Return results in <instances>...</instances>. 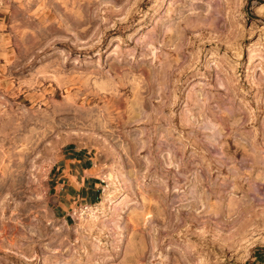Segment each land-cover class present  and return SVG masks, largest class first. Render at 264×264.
Returning <instances> with one entry per match:
<instances>
[{
  "label": "rangeland",
  "instance_id": "1",
  "mask_svg": "<svg viewBox=\"0 0 264 264\" xmlns=\"http://www.w3.org/2000/svg\"><path fill=\"white\" fill-rule=\"evenodd\" d=\"M0 18V206L42 212L12 264H156L186 234L202 264L204 241L230 251L212 264H264V0H0ZM70 145L105 183L66 222L43 207Z\"/></svg>",
  "mask_w": 264,
  "mask_h": 264
},
{
  "label": "crops",
  "instance_id": "2",
  "mask_svg": "<svg viewBox=\"0 0 264 264\" xmlns=\"http://www.w3.org/2000/svg\"><path fill=\"white\" fill-rule=\"evenodd\" d=\"M47 176L49 188L44 190L53 192V196L48 197V201L46 198L43 200L47 201L43 208L44 212L53 218L64 215L68 222L69 210L73 205L79 202L93 205L103 199L105 181L89 150L72 145L59 149L57 157L47 170ZM32 186L33 184L27 181L23 190L28 193ZM27 204H30L29 199L18 201L13 198L3 203L5 211H0V264H12L11 258L14 256L26 255L16 242L23 241V234L28 232L29 220L37 221L42 213L34 207L26 213Z\"/></svg>",
  "mask_w": 264,
  "mask_h": 264
},
{
  "label": "bare ground",
  "instance_id": "3",
  "mask_svg": "<svg viewBox=\"0 0 264 264\" xmlns=\"http://www.w3.org/2000/svg\"><path fill=\"white\" fill-rule=\"evenodd\" d=\"M146 42H145V47L148 51V54L150 55H154V53H152L153 48H148L146 46ZM153 59V58H152ZM151 59V60H152ZM169 157V156H168ZM167 157V159H168ZM170 159V158H169ZM171 161V160H170ZM168 160V162H170ZM165 162V161H164ZM171 164H173L172 162H170ZM169 163V164H170ZM111 172V171H110ZM108 178L110 180H118L121 183L123 182V184H126V182L123 180L122 175L115 173V172H111L108 176ZM191 194L193 195V197L197 200L196 202H198L197 204H202V202L200 201L201 194H198V192H194L193 190H191ZM204 204V203H203ZM202 204V205H203ZM200 206V205H199ZM201 207V206H200ZM202 208V207H201ZM197 209V208H196ZM196 212V211H195ZM180 214V213H179ZM195 215V214H194ZM198 217V216H197ZM89 218L91 220H95L97 219L95 217L94 214H91V216H89ZM88 219V218H87ZM177 220H179V222L181 221V218L179 216H176ZM86 221V220H85ZM87 223V222H86ZM174 223V222H173ZM177 225V223H176ZM155 231V230H154ZM151 237V253H154V250L156 249V247L158 246L156 244V239L154 234L149 235ZM181 237H184L183 242H180V239L178 240L173 238L170 240V242L166 243L165 247H164V251L165 252V256L162 262L160 263H156V264H202V259L201 257L198 256L199 254V248H196V251L194 250V247L196 246L192 241L191 238H189L188 234L183 235ZM180 237V238H181ZM204 245V247H207L209 250L208 255L205 256V261L206 264H212L214 261H219L220 257L224 256L227 257L230 253L228 246H223L220 245L221 247L219 248L216 244H213L210 241H204V243H202V246ZM211 248V249H210ZM230 248V247H229ZM161 254V253H160ZM164 255V254H163ZM198 257H195V256ZM153 256V255H152ZM154 256L155 253H154ZM234 256V254H231L229 256V260ZM156 258V257H155Z\"/></svg>",
  "mask_w": 264,
  "mask_h": 264
}]
</instances>
